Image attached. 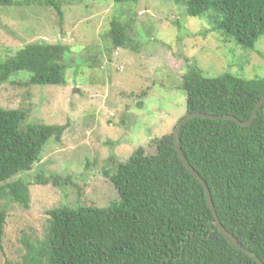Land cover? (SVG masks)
Segmentation results:
<instances>
[{"label": "trees", "instance_id": "trees-1", "mask_svg": "<svg viewBox=\"0 0 264 264\" xmlns=\"http://www.w3.org/2000/svg\"><path fill=\"white\" fill-rule=\"evenodd\" d=\"M113 1L116 6L130 3ZM20 2L0 0V8L51 7L62 23V5L70 1ZM187 14L209 18L214 24L198 34L204 38L223 33L243 49L257 51L264 37V0H189ZM122 18L120 12L105 34L109 52L132 46ZM67 51L62 44L25 45L0 60V87L20 73L31 86H66ZM258 54L264 60V54ZM187 62L182 84L186 115H231L243 122L251 118L264 98V78L228 72L212 78ZM26 120L25 110L0 107V198L6 194L28 208L29 184L22 174L40 161L51 139L61 141L67 125L25 124ZM165 140V145L158 142L156 153L138 151L113 175L105 172L120 197L108 208L51 209L44 239L25 241L23 264H257L219 231L202 184L179 157L174 134ZM180 146L207 183L223 227L264 264V106L249 127L227 120L191 119L181 130ZM36 182L62 185L53 175H38ZM6 214L0 212V252Z\"/></svg>", "mask_w": 264, "mask_h": 264}, {"label": "rangeland", "instance_id": "rangeland-1", "mask_svg": "<svg viewBox=\"0 0 264 264\" xmlns=\"http://www.w3.org/2000/svg\"><path fill=\"white\" fill-rule=\"evenodd\" d=\"M69 1L62 23L51 7L0 8V60L30 43L68 49L66 86H31L20 73L0 87V107L25 110V124L67 125L61 141L51 139L40 161L22 174L28 208L6 194L0 198V212L7 213L0 264L24 263L25 241L44 239L51 209L108 208L119 201L105 172L113 175L138 151L156 153L158 142L165 145L174 134L187 113L182 84L188 60L212 78L227 72L264 78L258 54H264V37L250 51L223 33L199 36L214 24L189 17V0ZM120 12L132 46L109 52L105 34ZM38 175L56 176L62 185H41Z\"/></svg>", "mask_w": 264, "mask_h": 264}, {"label": "water", "instance_id": "water-1", "mask_svg": "<svg viewBox=\"0 0 264 264\" xmlns=\"http://www.w3.org/2000/svg\"><path fill=\"white\" fill-rule=\"evenodd\" d=\"M264 106V98L261 99L258 104L256 105L253 114L251 116V118L245 122L237 119L234 116L231 115H224V116H212V115H208L205 113H192V114H187L186 116H184V118H182V120L178 123V125L176 126L175 130H174V143H175V148L179 154V157L181 159V161L183 162V164L186 166V168L192 173V175L202 184L203 188H204V192L206 195V199L208 202V205L211 209V211L213 212V215L215 217V224L218 227L219 231L222 233V235L228 240V242L234 246L235 248L239 249L240 251L246 253L247 255H249L257 264H263L262 261L255 255H253L251 252H249L248 250H246L237 240L236 238L229 233L222 225L221 221L219 220V217L217 215V212L215 210V206L213 203V200L211 198V194H210V190L208 188L207 183L205 182V180L196 172V170L191 166V164L188 162V160L186 159L185 155L183 154V151L181 149L180 146V133L181 130L183 128V126L190 121L191 119L194 118H206V119H210V120H216V121H222V120H227V121H232L234 123H236L238 126L240 127H249L253 124V122L255 121L258 111Z\"/></svg>", "mask_w": 264, "mask_h": 264}]
</instances>
